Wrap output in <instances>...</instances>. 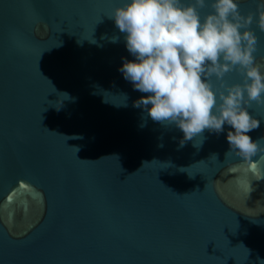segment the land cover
Listing matches in <instances>:
<instances>
[{
  "label": "water",
  "instance_id": "1",
  "mask_svg": "<svg viewBox=\"0 0 264 264\" xmlns=\"http://www.w3.org/2000/svg\"><path fill=\"white\" fill-rule=\"evenodd\" d=\"M123 2L0 0V264H264V150L229 152L227 128L181 146L133 107L108 17Z\"/></svg>",
  "mask_w": 264,
  "mask_h": 264
},
{
  "label": "clouds",
  "instance_id": "2",
  "mask_svg": "<svg viewBox=\"0 0 264 264\" xmlns=\"http://www.w3.org/2000/svg\"><path fill=\"white\" fill-rule=\"evenodd\" d=\"M108 17L132 57L122 58L118 70L142 94L133 107L178 128L181 146L194 137L202 143L205 130L227 128L229 152L249 160L264 150V137L249 134L261 123L250 106L264 104V66L256 63L257 36L249 25L255 17L264 30V0L247 15L239 0H124ZM233 71L241 79L229 83L225 76Z\"/></svg>",
  "mask_w": 264,
  "mask_h": 264
}]
</instances>
